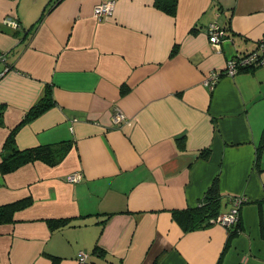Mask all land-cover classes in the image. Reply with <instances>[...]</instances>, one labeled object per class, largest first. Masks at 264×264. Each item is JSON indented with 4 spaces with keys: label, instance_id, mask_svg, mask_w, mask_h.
Instances as JSON below:
<instances>
[{
    "label": "crops",
    "instance_id": "1",
    "mask_svg": "<svg viewBox=\"0 0 264 264\" xmlns=\"http://www.w3.org/2000/svg\"><path fill=\"white\" fill-rule=\"evenodd\" d=\"M104 1L0 0V151L46 90L54 104L16 144L73 141L56 165L0 174V204L34 200L0 224V264H264V64L205 82L256 49L264 0H177L174 14L112 0L95 17ZM212 22L229 31L216 49ZM216 178L222 211L245 198L239 231L184 233L171 210L195 206ZM62 217L71 224L51 231L45 220Z\"/></svg>",
    "mask_w": 264,
    "mask_h": 264
},
{
    "label": "trees",
    "instance_id": "2",
    "mask_svg": "<svg viewBox=\"0 0 264 264\" xmlns=\"http://www.w3.org/2000/svg\"><path fill=\"white\" fill-rule=\"evenodd\" d=\"M155 5L159 9L169 14H174L177 7V0H155ZM224 30L226 31V33L229 32L228 28L226 27L224 28ZM175 52L176 48L174 47L172 49V53ZM0 54H3L4 57L6 55V53ZM244 54L246 53H240L231 59H238ZM0 62L4 63V61ZM259 66L260 65H250L241 67L236 73L240 71H253L256 67ZM225 70L226 69L219 73V78L222 75H226ZM53 104L54 98L51 96L49 90H46L44 96L26 112L19 123H17L10 129L8 137L6 138L0 151L1 175L12 173L19 168L36 161H41L45 164L53 166L58 164L67 156L68 152L73 147V141L71 140H61L55 143L40 144L27 148H20L15 141V133L19 128L42 114ZM6 109L7 105L5 103H0V126H4V114L6 112ZM262 150L263 146H259L257 151V158L260 157ZM208 155V149L202 151V153L199 154L200 157L204 158L208 157ZM33 203L34 200L32 196H25L0 204V224L15 222L17 219V217H15V214L30 207ZM222 204V196L219 194L218 179L216 178L209 189L206 191L204 196L195 206L182 209H172V219L181 227L184 233L206 229L215 224L216 218L221 212H223ZM17 220H20V218ZM45 221L49 225L50 230L54 231L64 226L70 225L71 217L49 218ZM239 228L240 224L238 220L235 225L229 226L227 228L230 233L229 236L231 237L232 235H235L239 231ZM160 258H158L157 256L153 264L159 262ZM53 263H56V257L53 258Z\"/></svg>",
    "mask_w": 264,
    "mask_h": 264
},
{
    "label": "built area",
    "instance_id": "3",
    "mask_svg": "<svg viewBox=\"0 0 264 264\" xmlns=\"http://www.w3.org/2000/svg\"><path fill=\"white\" fill-rule=\"evenodd\" d=\"M114 2L112 0H107L97 4L93 9V14L95 17L101 18L103 16H108L112 14ZM13 23V22H12ZM17 25V24H15ZM207 36L209 43L213 49L219 47V43L226 36V31L217 22H212L207 27ZM5 57L0 54V61H4ZM264 64V33L257 42L256 49L244 54L238 59H229L225 74L234 75L239 68L246 67L250 65H263ZM219 79V73L212 72L206 79V84L213 88ZM112 120L115 124H119L123 120V116L119 113L113 115ZM82 178L81 172H74L67 176V181L71 183L79 182ZM231 206L227 211L221 212L216 218L215 223L220 224L226 228L235 225L239 220V210L242 203H244L245 198L243 196H237L231 198ZM87 255L83 252H79L77 255V260L79 262H85Z\"/></svg>",
    "mask_w": 264,
    "mask_h": 264
},
{
    "label": "water",
    "instance_id": "4",
    "mask_svg": "<svg viewBox=\"0 0 264 264\" xmlns=\"http://www.w3.org/2000/svg\"><path fill=\"white\" fill-rule=\"evenodd\" d=\"M24 38V36L22 37V39Z\"/></svg>",
    "mask_w": 264,
    "mask_h": 264
}]
</instances>
